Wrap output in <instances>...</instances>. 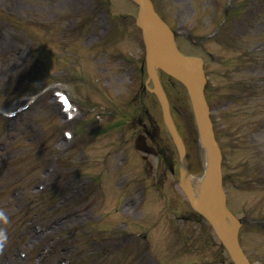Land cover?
Returning <instances> with one entry per match:
<instances>
[{
	"label": "rangeland",
	"instance_id": "374dc122",
	"mask_svg": "<svg viewBox=\"0 0 264 264\" xmlns=\"http://www.w3.org/2000/svg\"><path fill=\"white\" fill-rule=\"evenodd\" d=\"M83 1L0 0V26L26 34L36 50L33 62H39L32 75L20 56L0 54V264H42L41 244L55 240L47 264L65 257L62 245L75 247L73 264H139V257L127 254L130 248L116 253L113 244L140 232L147 234L146 254L157 264H236L182 191V166L192 175L204 172L188 85L152 60L147 69L146 32L131 24L138 14L134 2L105 0L116 15V29L105 34L91 25L97 15ZM149 1L180 52L202 60L204 96L222 157L220 204L239 226L236 241L249 264H264V128L255 101L248 107L251 84L241 93L236 86L252 73L264 77V12L254 0ZM121 12L129 29L121 23ZM138 36L144 38L140 46ZM11 71L14 77L8 79ZM51 73V80L66 81L82 106L102 103L94 113L112 124L102 135L91 132L98 141L94 147L88 138L77 151L79 136L65 150L59 136L64 125L45 95L17 119H3L19 105L15 100L21 91L39 92L34 82ZM47 81L44 87L51 85ZM107 108L125 117L112 115L110 121ZM89 122L81 120L86 127ZM140 135L138 144L149 149L147 154L135 147ZM173 160L178 185H171ZM41 184H47L44 192L37 189ZM13 188L20 189L19 196ZM35 224L46 226L50 236L36 240L31 236ZM18 251L28 252L27 261ZM139 252L146 261L143 249Z\"/></svg>",
	"mask_w": 264,
	"mask_h": 264
},
{
	"label": "bare ground",
	"instance_id": "6f19581e",
	"mask_svg": "<svg viewBox=\"0 0 264 264\" xmlns=\"http://www.w3.org/2000/svg\"><path fill=\"white\" fill-rule=\"evenodd\" d=\"M148 1L149 0H145L144 3L145 7H147ZM140 18L146 26L149 48L151 51L153 61L156 62L158 65L162 66L163 68H165L166 70L172 72L174 76H177L180 79L184 80L185 82L190 83L191 77L193 75L192 69L187 66H181L173 63L163 53V50L160 46L161 45L160 42L166 43V38L168 40V34H166L163 31V27L159 24L153 23L146 10L140 13ZM156 26L158 27L156 28ZM202 146L204 148L203 174H201V176H190L186 174L183 170L182 178L184 184L191 189L194 208L198 210L203 216L207 217L209 212V199H210L211 188L213 185L212 179H213L215 163H214L212 150L205 143L204 139H202ZM215 211L223 235L229 239L235 238L237 231L235 229L234 222L221 209L219 203L215 204ZM236 262L237 264H243L240 263L239 259H236Z\"/></svg>",
	"mask_w": 264,
	"mask_h": 264
},
{
	"label": "water",
	"instance_id": "95a60500",
	"mask_svg": "<svg viewBox=\"0 0 264 264\" xmlns=\"http://www.w3.org/2000/svg\"><path fill=\"white\" fill-rule=\"evenodd\" d=\"M140 1H141V0H140ZM174 59H175V58H174ZM175 60L179 61L177 58H176ZM197 81H198V79L196 78V88H197L198 94H199V96H200V89H199V87H198ZM199 99H200V98H199ZM214 225H215V228H216V230H217V227H216V224H215V223H214ZM219 235H220V234H219Z\"/></svg>",
	"mask_w": 264,
	"mask_h": 264
},
{
	"label": "snow or ice",
	"instance_id": "6c2138e0",
	"mask_svg": "<svg viewBox=\"0 0 264 264\" xmlns=\"http://www.w3.org/2000/svg\"><path fill=\"white\" fill-rule=\"evenodd\" d=\"M70 135V134H69Z\"/></svg>",
	"mask_w": 264,
	"mask_h": 264
}]
</instances>
